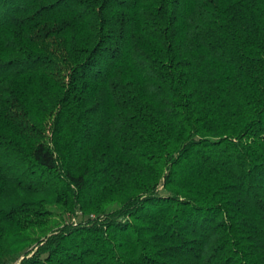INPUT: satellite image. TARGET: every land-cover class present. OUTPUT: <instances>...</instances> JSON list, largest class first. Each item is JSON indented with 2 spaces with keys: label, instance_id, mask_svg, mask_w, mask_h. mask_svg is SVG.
<instances>
[{
  "label": "trees",
  "instance_id": "1",
  "mask_svg": "<svg viewBox=\"0 0 264 264\" xmlns=\"http://www.w3.org/2000/svg\"><path fill=\"white\" fill-rule=\"evenodd\" d=\"M0 264H264V0H0Z\"/></svg>",
  "mask_w": 264,
  "mask_h": 264
}]
</instances>
